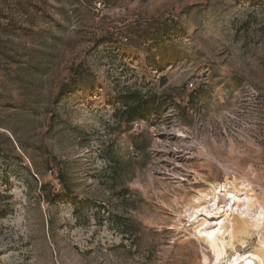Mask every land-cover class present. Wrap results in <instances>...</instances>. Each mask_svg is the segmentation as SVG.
<instances>
[{
  "label": "rangeland",
  "instance_id": "374dc122",
  "mask_svg": "<svg viewBox=\"0 0 264 264\" xmlns=\"http://www.w3.org/2000/svg\"><path fill=\"white\" fill-rule=\"evenodd\" d=\"M0 61V264H213L183 206L234 176L264 202V0H0ZM127 88L160 114L119 124Z\"/></svg>",
  "mask_w": 264,
  "mask_h": 264
},
{
  "label": "bare ground",
  "instance_id": "6f19581e",
  "mask_svg": "<svg viewBox=\"0 0 264 264\" xmlns=\"http://www.w3.org/2000/svg\"><path fill=\"white\" fill-rule=\"evenodd\" d=\"M182 212L193 225V236L209 248L213 264H264V236L252 249L242 254L237 250V246L247 247L257 230L264 231L263 198L247 179L234 176L210 183Z\"/></svg>",
  "mask_w": 264,
  "mask_h": 264
},
{
  "label": "trees",
  "instance_id": "16d2710c",
  "mask_svg": "<svg viewBox=\"0 0 264 264\" xmlns=\"http://www.w3.org/2000/svg\"><path fill=\"white\" fill-rule=\"evenodd\" d=\"M179 30L180 29L176 25L173 26L170 23L159 25V27L152 32L151 36L155 37L150 41V45H148L146 50L151 51L153 48H157L159 43L164 39L179 34ZM146 37L147 33L144 34L143 38ZM6 63L14 64V62L8 60ZM1 64L2 61H0V68L2 66ZM81 76H83V73L75 69L73 71V77L67 83L61 85L58 95L62 96L67 92H72ZM163 102L164 101L159 100L155 94L147 91L144 92L139 88L119 90L112 97V104L114 106L113 116L119 124L125 123L126 125H130L137 120L160 114ZM58 178L61 181L62 189L61 191L51 193V195L47 193V202L53 204L55 202L68 200V202L73 204V211L78 217L82 207L88 206L91 201L73 196L72 189L65 175L59 174ZM43 192H46V186L43 187Z\"/></svg>",
  "mask_w": 264,
  "mask_h": 264
}]
</instances>
